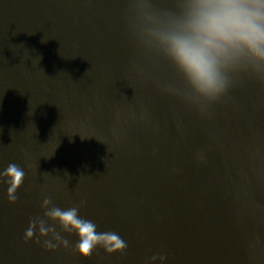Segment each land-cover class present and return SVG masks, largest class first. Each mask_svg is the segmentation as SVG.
<instances>
[{"label": "water", "instance_id": "water-1", "mask_svg": "<svg viewBox=\"0 0 264 264\" xmlns=\"http://www.w3.org/2000/svg\"><path fill=\"white\" fill-rule=\"evenodd\" d=\"M124 7L0 0V164L26 171L15 204L0 186V264H143L158 252L167 264H264V87L234 88L212 119L162 96L130 70L142 57ZM42 193L85 200L80 214L119 232L126 253L24 243Z\"/></svg>", "mask_w": 264, "mask_h": 264}, {"label": "clouds", "instance_id": "clouds-1", "mask_svg": "<svg viewBox=\"0 0 264 264\" xmlns=\"http://www.w3.org/2000/svg\"><path fill=\"white\" fill-rule=\"evenodd\" d=\"M122 22L142 61L130 70L148 80L162 95L174 99L203 119L214 117V107L229 99L234 88L254 81L264 87V0H124ZM138 119L151 123L141 108ZM178 131L183 121L175 120ZM114 139L119 135L114 132ZM157 147H153L156 152ZM197 165L206 154H194ZM178 169L173 166L171 172ZM25 167L0 164V186L9 204L17 201ZM86 201L61 207L42 193L39 212L30 216L23 231L45 251L64 249L87 259L98 249L106 255H124L128 243L119 232L98 230L97 223L80 214ZM164 252L143 264H167Z\"/></svg>", "mask_w": 264, "mask_h": 264}]
</instances>
